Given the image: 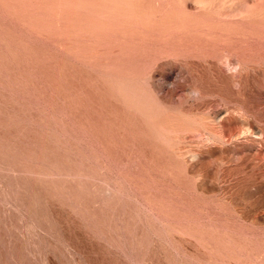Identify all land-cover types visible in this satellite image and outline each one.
<instances>
[{"label": "rangeland", "instance_id": "obj_1", "mask_svg": "<svg viewBox=\"0 0 264 264\" xmlns=\"http://www.w3.org/2000/svg\"><path fill=\"white\" fill-rule=\"evenodd\" d=\"M0 264H264V0H0Z\"/></svg>", "mask_w": 264, "mask_h": 264}, {"label": "bare ground", "instance_id": "obj_2", "mask_svg": "<svg viewBox=\"0 0 264 264\" xmlns=\"http://www.w3.org/2000/svg\"><path fill=\"white\" fill-rule=\"evenodd\" d=\"M193 89H194V87H193ZM191 91V90H190ZM193 91V90H192ZM195 91V90H194Z\"/></svg>", "mask_w": 264, "mask_h": 264}]
</instances>
